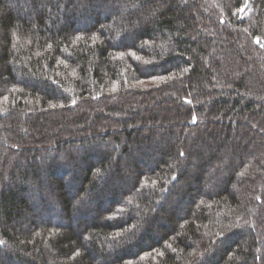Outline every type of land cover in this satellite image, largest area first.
<instances>
[{
    "label": "trees",
    "instance_id": "trees-1",
    "mask_svg": "<svg viewBox=\"0 0 264 264\" xmlns=\"http://www.w3.org/2000/svg\"><path fill=\"white\" fill-rule=\"evenodd\" d=\"M262 45L264 0H0V264H264Z\"/></svg>",
    "mask_w": 264,
    "mask_h": 264
},
{
    "label": "snow or ice",
    "instance_id": "snow-or-ice-1",
    "mask_svg": "<svg viewBox=\"0 0 264 264\" xmlns=\"http://www.w3.org/2000/svg\"><path fill=\"white\" fill-rule=\"evenodd\" d=\"M258 43H259V41H257ZM262 46H264V45H262ZM195 119V118H194Z\"/></svg>",
    "mask_w": 264,
    "mask_h": 264
}]
</instances>
